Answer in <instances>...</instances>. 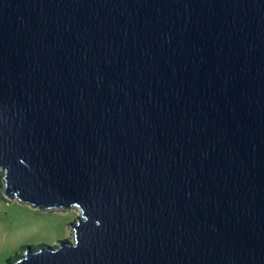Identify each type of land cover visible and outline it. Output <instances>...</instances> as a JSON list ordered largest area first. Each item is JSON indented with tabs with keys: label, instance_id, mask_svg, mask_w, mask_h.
<instances>
[{
	"label": "water",
	"instance_id": "1",
	"mask_svg": "<svg viewBox=\"0 0 264 264\" xmlns=\"http://www.w3.org/2000/svg\"><path fill=\"white\" fill-rule=\"evenodd\" d=\"M0 170L10 264H264V0H0Z\"/></svg>",
	"mask_w": 264,
	"mask_h": 264
},
{
	"label": "rangeland",
	"instance_id": "2",
	"mask_svg": "<svg viewBox=\"0 0 264 264\" xmlns=\"http://www.w3.org/2000/svg\"><path fill=\"white\" fill-rule=\"evenodd\" d=\"M0 264L24 253L28 246H56L60 241H74L71 224L81 215L78 207L38 209L17 198L3 194V172L0 170Z\"/></svg>",
	"mask_w": 264,
	"mask_h": 264
},
{
	"label": "trees",
	"instance_id": "3",
	"mask_svg": "<svg viewBox=\"0 0 264 264\" xmlns=\"http://www.w3.org/2000/svg\"><path fill=\"white\" fill-rule=\"evenodd\" d=\"M0 186H1V184H0ZM33 248H34V249H37L38 246H35V247H33ZM14 260H15V258L11 259L8 263L10 264V263H12Z\"/></svg>",
	"mask_w": 264,
	"mask_h": 264
}]
</instances>
